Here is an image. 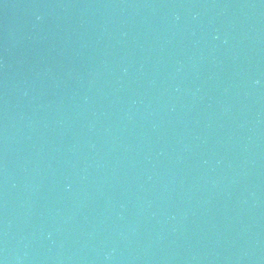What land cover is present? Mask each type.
<instances>
[{
	"label": "water",
	"instance_id": "obj_1",
	"mask_svg": "<svg viewBox=\"0 0 264 264\" xmlns=\"http://www.w3.org/2000/svg\"><path fill=\"white\" fill-rule=\"evenodd\" d=\"M176 178L264 264V0H55Z\"/></svg>",
	"mask_w": 264,
	"mask_h": 264
}]
</instances>
